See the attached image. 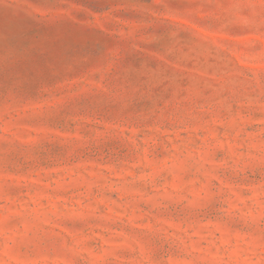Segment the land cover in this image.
Returning a JSON list of instances; mask_svg holds the SVG:
<instances>
[{
  "label": "rangeland",
  "instance_id": "rangeland-1",
  "mask_svg": "<svg viewBox=\"0 0 264 264\" xmlns=\"http://www.w3.org/2000/svg\"><path fill=\"white\" fill-rule=\"evenodd\" d=\"M0 264H264V0H0Z\"/></svg>",
  "mask_w": 264,
  "mask_h": 264
}]
</instances>
